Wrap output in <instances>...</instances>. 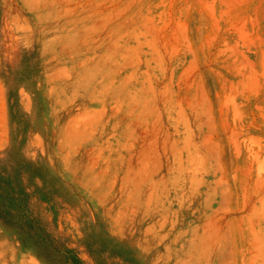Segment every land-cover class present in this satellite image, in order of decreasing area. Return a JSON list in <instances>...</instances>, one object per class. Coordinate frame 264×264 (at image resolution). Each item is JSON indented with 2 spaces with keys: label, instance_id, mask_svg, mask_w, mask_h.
Wrapping results in <instances>:
<instances>
[{
  "label": "rangeland",
  "instance_id": "obj_1",
  "mask_svg": "<svg viewBox=\"0 0 264 264\" xmlns=\"http://www.w3.org/2000/svg\"><path fill=\"white\" fill-rule=\"evenodd\" d=\"M0 264H264V0H0Z\"/></svg>",
  "mask_w": 264,
  "mask_h": 264
}]
</instances>
